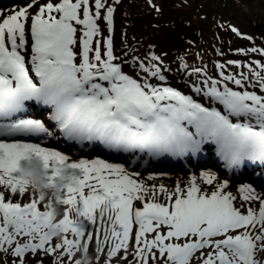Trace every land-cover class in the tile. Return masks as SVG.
Masks as SVG:
<instances>
[{
    "label": "snow or ice",
    "instance_id": "obj_1",
    "mask_svg": "<svg viewBox=\"0 0 264 264\" xmlns=\"http://www.w3.org/2000/svg\"><path fill=\"white\" fill-rule=\"evenodd\" d=\"M120 2L26 0L7 15L0 9V252L11 264L38 253V264L44 255L81 264L77 253L94 244L97 264L101 256L104 264H264V192L243 183L234 193L210 170L174 187L137 170L145 155L190 164L205 144L231 172L245 161L264 165V48L238 50L262 59L217 61L216 76L181 57L178 67L193 78L186 94L169 83L166 53L141 57L125 44L116 55ZM34 106L50 113L46 120L33 117ZM58 137L81 152L99 144L130 154L129 166L46 146ZM33 159L62 192L59 215L23 183L22 165ZM62 172L77 183L59 184Z\"/></svg>",
    "mask_w": 264,
    "mask_h": 264
},
{
    "label": "rangeland",
    "instance_id": "obj_2",
    "mask_svg": "<svg viewBox=\"0 0 264 264\" xmlns=\"http://www.w3.org/2000/svg\"><path fill=\"white\" fill-rule=\"evenodd\" d=\"M129 1H132V3H129ZM158 1L161 3H147L146 0H121L120 4L116 6L117 10L114 15V33L120 34L123 32L122 35L124 38L121 39L119 43L124 39L138 41L139 46H145L146 52L151 50L155 51L158 55L166 53L167 55L163 56V60L166 59L168 66H170L172 70H177L176 75H179V78L173 76L171 82L174 83L182 81V77L185 75L183 70L178 67L181 58L177 59V57H183L184 62L188 65H193L196 63L193 62V59H197V55L195 54L196 51L203 53L199 45L202 39V29L205 30L208 35H213L215 44H220L223 48L232 37L228 35L226 31L222 32L220 30L218 25L219 22L225 24L227 21H231L229 18H233L231 22L234 21L240 24L243 29L253 30V26L248 22L251 20V23L254 24L253 18L248 16L258 14L260 17L256 15L254 18H260V23L264 26V0H190V3H181L182 5L179 4V0H175L177 3H170V0H164L165 3L162 0ZM174 4L180 9L185 7L192 12V16H189V25L191 28L186 27V24L183 26L180 20V13L173 15L177 16V21L176 18H174V21H170V18H167L172 15L171 11L174 9ZM130 6H133V9H129ZM123 8L128 9L126 11L130 12L125 13L124 11L125 14L123 17L125 18L128 16L129 18L122 21L123 27H121L116 21L119 19V12ZM157 8L159 11L156 10ZM213 13L216 14L213 16ZM219 13L224 16H220ZM159 15H161L162 19L166 20V23H164L166 28L160 26L159 29L156 30L154 29L155 25L153 21L156 19L158 20L160 18L158 17ZM164 15L165 17L163 18ZM246 24H250V26H246ZM216 33L220 35L217 36ZM142 36L143 38H141ZM144 37H150V39L146 40ZM218 37L220 39H218ZM238 42L240 41L236 39L235 43L237 45ZM120 46V52L126 50L123 43L120 44ZM136 47L137 45L131 42L130 48ZM214 56H216V53L212 46L211 62ZM212 67L214 68L213 64ZM46 260L52 263L51 259L45 258V261ZM43 264H49V262H44Z\"/></svg>",
    "mask_w": 264,
    "mask_h": 264
},
{
    "label": "clouds",
    "instance_id": "obj_3",
    "mask_svg": "<svg viewBox=\"0 0 264 264\" xmlns=\"http://www.w3.org/2000/svg\"><path fill=\"white\" fill-rule=\"evenodd\" d=\"M21 175L24 185L49 201L56 210V215H59L58 206L61 205L62 192L50 186L51 182L43 172L41 163L35 159L25 161L22 165ZM58 183L66 188L68 185H75L77 181L70 172H62L59 174ZM57 235L59 236L60 233L58 232ZM80 261L81 264H91V257L82 250Z\"/></svg>",
    "mask_w": 264,
    "mask_h": 264
},
{
    "label": "bare ground",
    "instance_id": "obj_4",
    "mask_svg": "<svg viewBox=\"0 0 264 264\" xmlns=\"http://www.w3.org/2000/svg\"><path fill=\"white\" fill-rule=\"evenodd\" d=\"M258 21V23H260V20H257ZM261 24V23H260ZM245 166V165H244ZM242 167L241 169H242V171L244 170L245 171V168H247V167Z\"/></svg>",
    "mask_w": 264,
    "mask_h": 264
}]
</instances>
